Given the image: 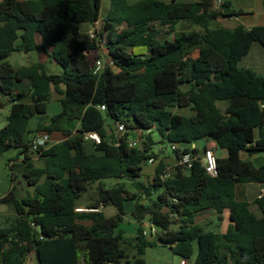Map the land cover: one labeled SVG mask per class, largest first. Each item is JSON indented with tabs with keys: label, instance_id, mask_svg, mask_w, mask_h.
<instances>
[{
	"label": "trees",
	"instance_id": "obj_1",
	"mask_svg": "<svg viewBox=\"0 0 264 264\" xmlns=\"http://www.w3.org/2000/svg\"><path fill=\"white\" fill-rule=\"evenodd\" d=\"M109 1L98 36L114 66L100 74L93 73L90 56L97 42L79 35L82 24L100 20L103 0L0 1V92L10 104L0 156L20 150L22 159L11 162L29 188L22 198L14 188L0 195V205L13 211L0 214V264H24L29 253L36 264H130L126 246L135 251L134 264H145L142 256L153 244L144 234L146 220L159 229L152 237L188 264H264V197L254 201L260 215L235 197L240 184H264V165L242 157L264 153V74L241 66L254 43L264 49V26L211 27L220 18L240 16L231 2L219 10L212 0ZM182 20L198 30L177 31ZM163 30L173 39L159 40ZM24 50L44 52L59 70L49 72L46 62H7ZM53 92L61 112L29 130L33 118L47 113ZM4 105L0 101V109ZM175 108L192 114H176ZM118 123L127 130L122 137L115 135ZM137 130L141 149L128 143L129 132ZM155 132L176 145V158L181 152L200 159L193 147L200 140L214 141L227 156L217 158L215 177L195 161L164 179L167 165L158 161L146 185L138 180L142 167L161 158ZM35 133H59L64 140L33 151ZM89 133L101 142L86 140ZM110 179L130 181L136 193L123 184L107 187ZM94 185L87 209L98 211L77 212ZM108 205L116 208L115 216L100 210ZM128 210L138 224L130 240L117 230ZM208 211L228 212L225 232L204 231L195 223Z\"/></svg>",
	"mask_w": 264,
	"mask_h": 264
},
{
	"label": "rangeland",
	"instance_id": "obj_2",
	"mask_svg": "<svg viewBox=\"0 0 264 264\" xmlns=\"http://www.w3.org/2000/svg\"><path fill=\"white\" fill-rule=\"evenodd\" d=\"M163 1L169 2L170 0H163ZM179 1L180 2H192L196 0H179ZM212 1H215V0H212ZM254 1L255 0H231V3L236 12H241V10L244 9L246 6L252 5ZM109 4H110L109 0H103V10L101 13V18H100L101 29L103 28L102 19L106 13L107 8L109 7ZM241 15H242V12L240 16ZM217 26H220V24L215 21L211 22V27H217ZM88 29L89 27L87 24H82L81 26L82 31L79 35L80 39L89 40ZM176 30L179 32H186V31H191V30H198V27L190 20H182L178 23ZM173 36H174L173 34H169L168 30H163L162 34L159 36V40L161 41L172 40ZM38 37L40 38V36ZM103 48L105 49V45L104 43H101L99 44V48L97 50H94L90 54L92 62L95 61V59L99 57V55L102 53ZM255 48L261 49L262 47L258 43H256ZM135 52L147 54L149 53V50L146 48H137ZM41 56L45 59L46 54L42 51L28 52L27 50H24L23 52L12 53L7 58V62L13 67L29 66L33 63L41 61ZM46 60H48L47 57H46ZM46 63H47V68L49 72L55 73L59 70L56 63L51 62L49 60ZM241 65H244V61L242 62ZM0 97H3V94L1 92H0ZM1 102L2 103L4 102V98L1 100ZM172 111L176 114H180L184 116H190L192 114V112L188 108H175ZM9 112H10V105L8 104H5L4 107L0 109V130L7 124V118L9 116ZM60 112H61L60 102L54 99H50L48 103L47 113L45 115H41V116H37L33 118L29 122L28 129L33 131L36 127L42 126L44 123L49 122L50 118L53 115H56ZM139 133L140 131L138 130L134 132L130 131L128 135V141L138 140L140 136ZM57 135L58 134L50 136L51 141L48 143V145H51L53 143ZM115 135L119 136L117 132H115ZM28 137L29 136H27V138ZM153 138L156 141V145L154 146V149L156 152H158L160 149L163 148L164 153L167 157H171V158L174 157V153L171 149L170 143L161 141V138L157 132L153 134ZM197 144L200 148L202 147V141H198ZM19 151L20 150L17 148H12L8 150L7 152H5L2 156H0V195L1 196H5L12 188L16 190L19 198L25 197L27 195L28 186L23 178L21 169L19 168V166L14 165V163L11 162V160L17 157H19L20 160L22 159V157L19 155ZM220 151L222 150L220 149ZM225 152L227 153L226 150ZM20 162L21 161H17V164ZM34 162L36 166H41L43 163L38 158H35ZM146 169L147 167H145V170ZM153 175H154V172L147 170L146 172L143 173V175L140 176L138 180L148 185L151 182ZM117 184H123L125 189L129 190L131 193H136V190L133 188L131 182L126 179H110V180L105 181V185L107 187L115 186ZM95 190H96V185H94L92 189L86 195L82 197L78 207L87 209L89 207V204L93 203L94 201L93 199L95 198ZM101 210L103 211L105 216L108 218L115 216L117 213L116 208L112 205L102 207ZM12 213H13L12 209L8 207L6 212L0 213V214L11 215ZM204 214H207V212ZM209 220L211 221L208 222ZM199 221L201 222V225L208 230L212 229L213 231H217V232L225 231L224 230L225 228L221 229V225L219 221L217 222L214 219L212 220L206 215L205 217H201ZM144 224H145L144 229L148 232L147 238L153 242V244L145 250V253L142 256V258L145 261V264H180L182 259L179 256L174 255L170 247L159 243L155 237H152L150 235L149 221L146 220ZM137 228H138V224L128 210L126 215L123 217V220L120 222L117 230L123 231L124 237L130 240L136 236ZM177 229H178V225H174L173 230H177ZM155 230L159 232V229L155 228ZM126 247H127V253H128V261L131 262L130 264H134L135 263V260H134L135 251L133 250L131 246H126ZM195 250L197 253V246H195Z\"/></svg>",
	"mask_w": 264,
	"mask_h": 264
},
{
	"label": "crops",
	"instance_id": "obj_3",
	"mask_svg": "<svg viewBox=\"0 0 264 264\" xmlns=\"http://www.w3.org/2000/svg\"><path fill=\"white\" fill-rule=\"evenodd\" d=\"M177 1H179V0H177ZM223 2L224 3L225 2H231V0H223ZM263 2H264V0H255L252 5L246 6L244 9L241 10V12H242L241 16L230 17V18H220L217 21V23L220 24V27H224L227 29H235L236 27H238L240 25L244 26L246 29H251V28L256 27V26H264V3ZM232 9L235 10L233 8V6H232ZM88 27L90 29L89 25H88ZM40 40L41 39L37 36L38 43L40 42ZM255 46H256V43H254V45L252 46L250 53L242 60V62L244 61V65H241V66L247 67V68H252V69L256 70L258 73L264 74V49L263 48H261V49L255 48ZM46 57L44 59L41 56V61H39V62H47L48 60H46ZM242 62H241V64H242ZM3 98H4V102H5V103L4 102L3 103L10 105L8 103L9 98L7 96L3 95V97H0V101ZM59 98H60V96H58L55 92H53L51 99H54L57 101ZM39 127L40 126L36 127L35 129H37ZM55 134H58V135L55 137V140L53 141L52 144L59 143V142L64 140V137L59 133H54V134H52V136ZM139 135H141V132L139 133ZM50 141H51V139H50ZM200 141H202V147L201 148L197 144L198 141L195 144H193V147H196L198 149V156L200 158L203 157L206 149H211L214 152L216 158H225L227 156V153L225 152V150L219 148L214 141H212V140H200ZM220 149L222 151H220ZM158 152L159 153L161 152L160 153L161 158H159L158 161H163V163H165L167 165L166 170L171 175L175 174L177 172V165H176L177 163H176L175 155L173 158L167 157L164 153L163 148L160 149ZM242 157H243V159H250L256 166L264 165V153L259 154V155H255V156L250 157V158L246 154H243ZM145 167H147L146 170H145ZM147 170L154 172L155 166H153V167H151L150 165L143 166L141 175H143V173L146 172ZM262 190H264V184H259V183L240 184L236 187L235 197H236L237 201L248 202L251 205L252 211L254 213H256L257 215H260L257 208L254 206V201L256 199L260 198ZM78 208H81V207H78ZM101 209L102 208H100V210ZM205 215L208 216L212 220L214 219L217 222L219 221L220 225H221V229L225 228L224 230L226 231L227 228L229 227L230 221H229L228 212H224L222 215H218L214 211H208L207 214L198 215L195 219V223L198 224L199 226H201L204 231H213L212 229L208 230L201 225V222L199 221V219L201 217H205ZM210 221L211 220H209L208 222H210ZM150 225L151 224L149 223V227H150ZM144 227H145V224L143 223V228ZM225 231H222L221 233H223ZM157 232L158 231H156V233ZM214 232H217V231H214Z\"/></svg>",
	"mask_w": 264,
	"mask_h": 264
},
{
	"label": "built area",
	"instance_id": "obj_4",
	"mask_svg": "<svg viewBox=\"0 0 264 264\" xmlns=\"http://www.w3.org/2000/svg\"><path fill=\"white\" fill-rule=\"evenodd\" d=\"M215 8L222 10L223 6H224V2L222 0H215L213 1ZM103 26V23H102ZM103 28L101 29L100 26V20L95 22L94 24H92L90 26V29L88 30V36H89V40L90 41H96L98 44V48H99V44L104 43L105 45V41L104 39H101L98 34L100 32H102ZM108 54V50L106 48L105 45V49L103 48L102 53L99 55L98 58L95 59V61L92 62V69H93V73L94 74H100L104 68H106L107 66H111L113 67V63L106 59V55ZM101 110H104L105 107L102 106L100 107ZM116 132L119 134V137H122L125 133H126V127L121 124L118 123L116 126ZM86 140H91L96 142L97 144H99L101 142V138L98 134L96 133H89L86 134L85 136ZM31 146H32V150L33 151H39L42 148H46L48 146V143L50 142V136L47 133H35L31 136ZM129 147L130 148H138L141 149L142 148V139L136 140V141H129ZM172 151L176 150L177 147L176 145H172L171 146ZM195 161H200L202 163L203 168L205 169V171L207 172L208 175L215 177L218 173L217 170V158L214 154V152L211 149H206L204 152V155L202 158H198L197 156H194L190 153H181L179 154V156L176 158V165L177 167H181V168H185V169H190ZM158 163V160L156 158H150L147 161V165L150 166H155ZM171 176V174L166 170L164 172L163 178L167 179ZM264 196V190L261 191V197ZM77 212H93V211H98V210H94V209H84V208H77L76 209ZM155 226H153L152 224L150 225V235L154 236L156 234V230H155ZM144 234L147 235L148 232L146 230H144ZM34 255L33 253H29L26 255V258L24 260V264H36L35 263V259L33 258ZM180 264H188L187 261L182 260Z\"/></svg>",
	"mask_w": 264,
	"mask_h": 264
},
{
	"label": "water",
	"instance_id": "obj_5",
	"mask_svg": "<svg viewBox=\"0 0 264 264\" xmlns=\"http://www.w3.org/2000/svg\"><path fill=\"white\" fill-rule=\"evenodd\" d=\"M161 153V152H160ZM159 153V154H160ZM8 209V205H6V204H2V205H0V213H4V212H6V210ZM38 231L39 232H41V227H38Z\"/></svg>",
	"mask_w": 264,
	"mask_h": 264
}]
</instances>
